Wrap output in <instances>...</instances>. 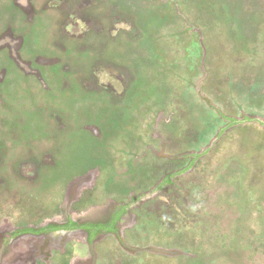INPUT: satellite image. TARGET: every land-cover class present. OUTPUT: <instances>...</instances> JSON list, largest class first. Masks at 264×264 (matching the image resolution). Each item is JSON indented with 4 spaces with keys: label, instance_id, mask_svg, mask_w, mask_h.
Returning <instances> with one entry per match:
<instances>
[{
    "label": "rangeland",
    "instance_id": "1",
    "mask_svg": "<svg viewBox=\"0 0 264 264\" xmlns=\"http://www.w3.org/2000/svg\"><path fill=\"white\" fill-rule=\"evenodd\" d=\"M221 113L264 119V0H0V240L130 203L0 264H264V127Z\"/></svg>",
    "mask_w": 264,
    "mask_h": 264
},
{
    "label": "trees",
    "instance_id": "2",
    "mask_svg": "<svg viewBox=\"0 0 264 264\" xmlns=\"http://www.w3.org/2000/svg\"><path fill=\"white\" fill-rule=\"evenodd\" d=\"M220 116L223 120H225L226 123H225V126L219 130V132L217 134V139H219L221 137V135L224 134V132L228 128H231V127L244 125L247 123H254V124H257L261 127H264V119H262L260 117L242 116L241 118H236V117L224 115L222 113L220 114ZM214 144H215V141L211 142V144L207 148H205L199 152H192V153L187 154L190 157V162H189L188 166L181 171L170 173V174L164 176L160 180V182L155 186V190H160L167 185H171L173 183V178L176 175L189 170L198 159H200L202 156L206 155L212 149ZM129 206H130V203L118 205L115 208V210L111 213L108 222L103 223V224H101V223L78 224L72 220H68V222L66 224L61 225V226H49L46 228H41V229H36V230H34V229H21V230H18L17 232H15L13 235L24 233V232H31V233L38 234L41 232H46V231H50V230H58V229H65V230L83 229L87 232V238H88V241L90 242V241H92V239L95 237V235L97 233L116 232L115 225L120 220L121 216L127 212Z\"/></svg>",
    "mask_w": 264,
    "mask_h": 264
},
{
    "label": "flooded vegetation",
    "instance_id": "3",
    "mask_svg": "<svg viewBox=\"0 0 264 264\" xmlns=\"http://www.w3.org/2000/svg\"><path fill=\"white\" fill-rule=\"evenodd\" d=\"M116 208V207H115ZM115 208L113 209V211L115 210ZM129 209V208H128ZM112 211V212H113ZM128 211V210H127ZM111 212V213H112ZM127 213V212H126ZM126 213L125 214H123L122 216H121V218L122 217H124L125 215H126ZM111 215V214H110ZM110 215H109V217H108V219L106 220V221H104V222H84V223H94V224H97V223H101V224H103V223H106V222H108V220H109V218H110ZM120 218V219H121ZM68 220H71V219H68ZM68 220L64 223V224H66L67 222H68ZM120 221V220H119ZM118 221V222H119ZM118 222L116 223V225H115V227H116V232H106V233H97L96 235H95V237L92 239V241H88V238H87V232L85 231V230H83V229H70V230H65V229H58V230H50V231H46V232H41V233H38V234H35V233H31V232H24V233H20V234H16V235H13L15 232H17L18 230H21V229H18V230H16V231H10V232H8V233H6V234H3L2 235V237H1V240H0V247L1 248H3L4 250L5 249H7L8 247H10L11 245H12V243L17 239V238H19V237H21V236H24V235H34V236H41V235H48V236H52V235H54V236H58V235H62L63 233H65V232H71V231H81V232H84L85 234H86V238H87V241L89 242V243H91V242H93L95 239H96V237L97 236H100V235H105V234H116L117 233V224H118ZM64 224H62V225H64ZM78 224H83V223H78ZM49 226H55V225H47V226H45V227H41V228H46V227H49ZM59 226H61V225H59ZM41 228H39V229H41ZM24 229H29V228H24ZM34 230H36V229H34ZM59 232V233H58Z\"/></svg>",
    "mask_w": 264,
    "mask_h": 264
},
{
    "label": "water",
    "instance_id": "4",
    "mask_svg": "<svg viewBox=\"0 0 264 264\" xmlns=\"http://www.w3.org/2000/svg\"><path fill=\"white\" fill-rule=\"evenodd\" d=\"M59 233V232H58Z\"/></svg>",
    "mask_w": 264,
    "mask_h": 264
}]
</instances>
